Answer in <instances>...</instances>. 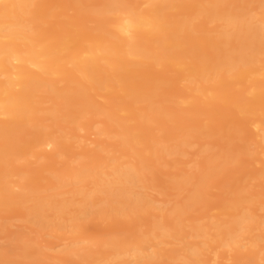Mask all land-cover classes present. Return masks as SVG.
<instances>
[{"label":"rangeland","instance_id":"obj_1","mask_svg":"<svg viewBox=\"0 0 264 264\" xmlns=\"http://www.w3.org/2000/svg\"><path fill=\"white\" fill-rule=\"evenodd\" d=\"M80 1L81 6L77 7L75 2ZM99 1L32 0L34 11L42 12L44 17L37 23L38 28L25 21L26 29L52 42L59 39L71 42V52H80L87 46L97 45L102 38L111 36L110 25L98 28L97 21L91 17V13L99 8ZM125 1L130 8L139 11H147L152 5L150 0ZM172 1L179 6L169 9V20L178 21L187 17L193 24L189 36L194 44L202 48L200 59H213L215 51L208 42L225 28L226 22L201 17L198 5L204 0ZM231 1L224 0L222 5ZM238 4L243 5L235 1L231 10L239 12L241 7ZM242 10V21L248 19L264 26V23H260L264 17V6L253 3ZM120 14L106 13L112 20ZM0 22L2 27H7L8 19L4 15L0 16ZM161 37H165V34L157 36L159 39ZM0 40L5 41V38L0 36ZM156 41L155 36L141 41L149 46V55L160 52ZM183 47L190 48L191 44L186 43ZM258 57L263 58L264 53ZM193 59L191 52L171 63L167 57L161 64L144 58L140 65L130 68V79L110 81V91L86 89L89 106L101 109L97 113L81 112L73 120H68L65 112L76 113L82 109V104L65 105L53 97V92H47L45 87L32 93L30 122L9 136L12 139L10 141L15 140L24 151L15 150L8 155V164H3L11 169L8 173L9 189L14 194L25 195L27 200L17 199L10 204L0 202V264H119L122 259L134 264L136 250H129V247L117 254L118 251H113L108 241L117 239L124 245L132 246L153 229L156 237L147 241L145 252L158 248L162 256L151 264H189L191 246L199 247L201 251L198 258L203 260V264H251V253L256 256L257 264H264V97H257L258 89L253 84L249 85L251 79L256 77L253 74L244 80L222 86L209 103L205 102L206 97L213 95L211 88L217 85L211 81L202 82L196 76L191 79L187 71L181 74L176 71L183 63H190ZM61 62L62 72L43 76L50 79L56 88H69V93L75 95V79L80 78L82 72L74 70L68 60ZM101 65L100 71L107 67L103 62ZM256 65L262 67L259 62ZM30 69L36 73L35 68ZM123 69L121 71H126ZM153 85L158 88H153ZM199 85L206 86L203 94L194 90ZM135 90L154 95L141 101L125 95ZM241 97L245 98L243 106L248 109L237 112L234 102ZM152 100H156V105L167 109L170 114L144 123L146 118H141L140 114L145 112L141 109ZM192 108H195V114ZM53 116L58 118L52 119ZM120 117L126 118L125 123L130 126L131 133L151 135V138L146 143L136 141L132 148L123 149L114 134L113 125L114 120ZM8 125L10 120L0 116V126ZM199 128L202 130L198 131ZM152 136H156L159 143L155 144L151 140ZM39 137L52 142V153H45L42 145H34ZM181 141H188V144L182 145V150L175 153L154 155L146 148L148 144L171 148ZM138 151L147 156L149 161L140 169L137 180L127 185L125 195L134 198L135 194L138 198L140 194V200L143 199L140 203L147 200L143 210L128 209L119 213L108 209L104 193L96 190L94 178L62 186H58L54 179L65 170L73 171L81 165L87 167L95 161L102 163L106 158L111 161L98 167V172L99 176L111 179L112 164L130 162L141 166ZM220 156L228 159L221 169L207 176L199 191L200 187L195 181L205 173L207 162L218 160ZM233 156L236 158L233 159ZM3 165L0 164V167ZM16 171H21L24 178H19ZM185 177L190 180L188 184H175L178 178ZM195 187L200 193L199 202L177 217L172 213V208L185 202L191 191L193 193L196 190ZM76 188H83V191L96 198L88 206L93 212L86 216H78L75 210L74 203L81 199ZM237 195L245 199L237 203ZM37 196L69 201L74 205L64 212L49 210L45 213L46 217L35 224L28 213L33 198ZM101 206L105 207V211L98 213ZM96 209L99 210L96 212ZM244 213L251 215V228L237 232L236 249L235 244L224 243L220 239L213 224L218 222L222 228L229 227L233 221L241 219ZM47 221L50 222L48 226L44 223ZM156 222H166V225L157 229ZM41 223L44 224L42 227ZM194 226H205V234L193 235ZM175 232L181 236L176 237ZM225 233L233 234L235 230L228 228ZM70 248L76 251L67 255L65 252ZM82 253L89 256L80 257Z\"/></svg>","mask_w":264,"mask_h":264},{"label":"bare ground","instance_id":"obj_2","mask_svg":"<svg viewBox=\"0 0 264 264\" xmlns=\"http://www.w3.org/2000/svg\"><path fill=\"white\" fill-rule=\"evenodd\" d=\"M150 1L152 2L150 5H152L149 6L147 11H139L130 8L125 0H100L98 2L99 8L91 13V17L97 21L98 28L104 26L106 28L110 25L112 28L111 36L102 38L97 45H90L80 52L72 53L73 44L71 42L62 39H59L57 42H52L50 39L41 38L37 32L32 33L26 29L25 21H27L28 25L38 26L44 17L42 12L36 13L34 11V3L32 0H0V16L4 15L8 19L7 27H2L0 24V36L5 38V41L0 40V116H5L10 120V125L0 126V164H8L10 161L8 155L12 154L15 150L19 152L24 151L21 150L15 140L10 141L12 139L9 136L30 122L31 116L29 115V111L33 99L32 93L35 90L40 87H45L47 92H53V97L59 99L65 105L82 104V109L76 113L70 111L65 112L68 120L78 118V114L81 112L93 111L97 113L101 108L89 106V101L86 98V89L99 88L110 91L112 88L109 83L110 81L116 79L117 82H122L130 79V68L140 65V61L144 58H149L161 64L163 59L167 57L171 63L180 60L184 54L191 52L194 59L190 63H183L176 71L178 74L187 71L191 79L196 76L202 82L211 81L217 85L211 88L213 95L205 98V102L207 103L212 100L216 94L215 92H218L222 86L242 79L244 80L253 74L256 77L253 80L251 79L249 85L253 84L258 89L256 91L258 92V94L256 93L257 97H264V57H258L259 54L264 53V26L258 25L253 21L251 22L248 19L242 21L241 18L244 15V12H242L244 7L253 3L258 6H264V0H232L231 3L227 2L226 5H222L224 0H204L198 5V10L200 11V15H202L201 17L213 20H224L226 22L225 28L208 42L209 47L215 51L214 58L208 60L200 59L202 48L198 44H194V40L189 36L193 27L191 21L187 17L178 21L169 20V9L178 7L179 4H173L172 0ZM235 1L243 3V5L238 4L241 7V10H238L239 12L231 10ZM75 3L77 7H80L82 1ZM108 12H118L121 14L116 15L112 20V18L106 15ZM84 17L81 16V18ZM260 23H264V17L260 19ZM163 34H165V37L157 38V36H162ZM154 36L156 37L157 48L160 49V52L149 55V46L142 44L141 41ZM186 43L191 44V47H183ZM140 58L143 59L140 60ZM62 60H68L74 70L82 72V76L75 79L77 84L73 89L75 95L69 93V88H56L50 79L43 76V74L62 72ZM102 62L107 67H104L100 71ZM258 62L262 64L261 68L256 65ZM31 66L36 69V73L32 72L33 70L30 69L32 68ZM124 67L127 68L123 69ZM122 69L126 71H121ZM259 78L262 79L259 80ZM190 82L195 81L190 80ZM16 87H18V90H15ZM153 88H158V86L153 85ZM194 90L203 94L206 86L199 85ZM125 95L133 96L135 100L141 101L152 98L154 93L148 94L135 90ZM243 99L245 98L241 97L234 102V110L237 112L247 111L248 109L244 108L243 103L245 101ZM156 103V100H152L147 107L141 109L145 112L140 114L141 118H146L144 123H148L156 117L170 114V111L159 107ZM191 111L195 114V108H192ZM57 118V116H53L52 119ZM125 122L126 118L120 117L115 119L113 124L115 127L114 134L119 138L120 145H122L123 149L132 148L133 143L136 141L146 143V140L151 138V135L141 136L140 134L131 133L130 126L126 125ZM200 130L202 129L199 128L198 131ZM151 140L155 144L159 143V139L156 136H152ZM186 144H188V141H181L171 148H160L153 144H148L149 146L147 145L146 148L150 154L158 155L162 152L175 153L181 151L182 145ZM34 145L44 146L43 151L47 154L53 151L51 148L52 142L47 139L43 140L41 137L37 138ZM137 155L142 160L141 166L130 162L112 164L111 174L113 178L111 179L99 176L98 172V167L105 162L109 163L111 161L110 158H106L102 163L98 161L91 162L87 167L81 165L79 169H74L73 171L69 169L65 172V170L54 179H56L58 186H62L66 183L77 184L86 179L93 180L94 178L96 180V190L104 193V199L109 206L108 209L111 208V210L118 211L119 213L120 211H128V209H133V211L143 210L144 203L147 200L140 203L143 200H140V194L138 198L135 194L134 198L132 196L130 198V195H125L128 191L127 185L137 180L140 169L146 163L148 164L149 161L147 156L142 155L140 151H138ZM232 158L235 159L236 157L233 156ZM226 159L228 157L221 158L220 156L218 160L214 159L213 161L207 162L205 165V173L195 181L197 187L205 184L207 176L221 169ZM0 168V202L10 204L14 200L17 201V199H22L21 201L27 200L25 195L14 194L9 189L10 181L8 179V173L11 169L4 167V165ZM16 173L20 176L19 178H24L21 171H16ZM189 182L190 180L185 177L178 178L175 184L180 186L188 184ZM197 187H195L196 190L194 189L193 193L191 191V194L186 198L187 201L185 200V202L180 203L179 207L172 208V213L180 217L184 212L197 204L198 198L200 199L198 190L200 191L202 189L200 187L197 190ZM75 190L76 193L81 194V199L74 203L75 210L79 214L78 216L80 214L81 216H86L93 212L92 207L90 208L92 210H89L88 206L96 198L87 191H83V188H76ZM43 197L37 196L33 198V203L30 205V212L28 214L32 218L31 221L35 224L37 221L41 222V219L46 217L45 213L49 210L64 212L74 205L73 202L55 198L46 199ZM244 199L245 197L241 195L235 197L237 203L242 202ZM114 205L116 206L114 207ZM104 208L101 206L99 208L100 210L98 209L99 211L96 209V212L101 213L105 211ZM250 219L251 215L244 213L241 219L233 221L229 227L222 228L218 222H215L216 224L214 223L213 225L224 243L235 244L234 248L238 249L237 232L251 228L249 224ZM48 222L44 223H47L48 226L50 223ZM38 225L40 226V224ZM42 225L44 224L41 223V227ZM165 225L166 222H156L155 228H163ZM228 228H231V230L234 229L235 233L226 234L225 232ZM192 232L195 236L204 235L205 226H194ZM174 235L177 237L179 234L175 232ZM154 237H156V234L153 229L147 232V236L140 237L136 240L132 246H129V244L124 245L117 239H110L108 245L113 251H118L117 254L128 250L130 247L129 250H136L134 264H151L155 263L156 259L162 256V252L158 248L148 253L145 252V244ZM75 251L70 248L65 253L69 255L74 254ZM200 251L197 246H191L189 248L188 253L189 257H191L189 264H203V260L198 258ZM79 256L87 258L89 255L82 253ZM254 256L251 253V264H257L255 260L256 256ZM119 264L129 263L122 259Z\"/></svg>","mask_w":264,"mask_h":264}]
</instances>
